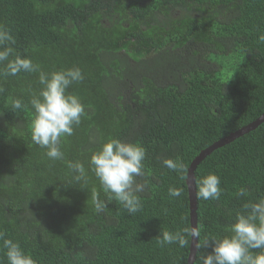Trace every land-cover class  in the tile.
Returning a JSON list of instances; mask_svg holds the SVG:
<instances>
[{
    "label": "trees",
    "instance_id": "obj_1",
    "mask_svg": "<svg viewBox=\"0 0 264 264\" xmlns=\"http://www.w3.org/2000/svg\"><path fill=\"white\" fill-rule=\"evenodd\" d=\"M181 1L0 0L13 57L28 56L45 72L78 66L84 74L68 89L85 115L62 138V161L31 140L39 74L0 77V231L38 264L187 263L190 233L183 248L157 239L162 230L190 229V162L264 112V0H190L197 14L177 18L171 9ZM15 99L22 109L13 111ZM109 138L146 150L142 207L132 215L90 169ZM166 158L185 164L182 176L164 167ZM65 161H80L85 175L78 179ZM207 172L221 178L219 201L197 197ZM194 176L200 235L192 264H202L211 251L205 237L230 234L242 204L264 197V122L212 151ZM169 187L181 196L170 197ZM239 187L246 197L237 198ZM94 196L108 204L103 212ZM0 259L7 264L2 251Z\"/></svg>",
    "mask_w": 264,
    "mask_h": 264
},
{
    "label": "clouds",
    "instance_id": "obj_2",
    "mask_svg": "<svg viewBox=\"0 0 264 264\" xmlns=\"http://www.w3.org/2000/svg\"><path fill=\"white\" fill-rule=\"evenodd\" d=\"M258 41L264 43V33L258 35ZM14 42L10 30L0 26V77L16 76L19 73L39 74L38 82L41 87L38 93L32 94L29 101L34 110L31 140L35 145L46 149L45 155L49 160L62 161V138L71 136L74 126H78L85 115V106L80 97L68 92V89L74 83L83 81L84 74L78 66L45 72L28 56L17 54L13 57L8 45ZM11 107L16 111L24 105L21 99H15ZM145 157L143 145L109 138L89 160L90 169L103 191L110 193V199L119 202L129 215L135 214L142 207L138 193L143 191L144 185L137 182V177L145 174ZM65 162L70 170L79 174L78 179L85 175L84 165L80 161ZM163 165L181 176L185 171L182 161L166 158ZM182 191L179 187H169L168 194L170 197H179ZM223 192L221 178L214 172L203 174L198 181L199 199L219 201ZM235 195L237 198L246 197L247 189L239 187ZM93 203L97 213L108 207L97 196L93 197ZM189 233L193 237L200 235L194 227L177 231L162 230L157 243L162 247L178 244L183 248L188 243L186 234ZM0 242V251L7 264H38L19 242L7 238L4 231H0ZM205 246H209L211 251L202 257V264H264V197L244 202L241 211L236 214L230 234H209L205 237ZM0 264H4L3 259H0Z\"/></svg>",
    "mask_w": 264,
    "mask_h": 264
},
{
    "label": "water",
    "instance_id": "obj_3",
    "mask_svg": "<svg viewBox=\"0 0 264 264\" xmlns=\"http://www.w3.org/2000/svg\"><path fill=\"white\" fill-rule=\"evenodd\" d=\"M264 122V112L258 116L255 120L248 123L247 125H244L234 132H231L229 135H226L219 140L215 141L214 143L208 145L206 148L202 149L199 154L190 162L188 168H187V174H186V185H187V191H188V199H189V223H190V229L196 228L197 229V217H196V189H195V176L194 171L197 167V165L209 154H211L212 151L215 149L222 147L223 145L233 141L234 139L242 136L243 134L254 130L257 126H259L261 123ZM196 247H197V237H193L190 234V243H189V252L187 256V263L186 264H192L195 259V253H196Z\"/></svg>",
    "mask_w": 264,
    "mask_h": 264
},
{
    "label": "rangeland",
    "instance_id": "obj_4",
    "mask_svg": "<svg viewBox=\"0 0 264 264\" xmlns=\"http://www.w3.org/2000/svg\"><path fill=\"white\" fill-rule=\"evenodd\" d=\"M195 9H196V6L192 5L190 0H182L179 4L175 5L171 9V11H172L173 16L178 18L186 14L196 15L197 12L195 11Z\"/></svg>",
    "mask_w": 264,
    "mask_h": 264
}]
</instances>
